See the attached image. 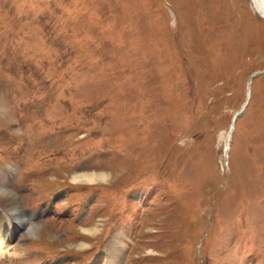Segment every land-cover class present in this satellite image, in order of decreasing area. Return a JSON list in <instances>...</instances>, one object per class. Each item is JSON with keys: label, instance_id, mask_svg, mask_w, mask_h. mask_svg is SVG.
Instances as JSON below:
<instances>
[{"label": "rangeland", "instance_id": "1", "mask_svg": "<svg viewBox=\"0 0 264 264\" xmlns=\"http://www.w3.org/2000/svg\"><path fill=\"white\" fill-rule=\"evenodd\" d=\"M3 173L42 212L0 264H107L115 243L116 264H264V19L249 0H0Z\"/></svg>", "mask_w": 264, "mask_h": 264}, {"label": "bare ground", "instance_id": "2", "mask_svg": "<svg viewBox=\"0 0 264 264\" xmlns=\"http://www.w3.org/2000/svg\"><path fill=\"white\" fill-rule=\"evenodd\" d=\"M250 3L252 5L253 10L259 14L260 17L264 19V0H250ZM97 178L104 179L103 174H89V175H76V177L73 178L74 181H93ZM8 175L5 173L0 174V203L2 204V208L0 210V228L2 230V236L3 238L0 239V255L2 256L6 253L8 244H5L3 242L4 236L6 238L12 237L14 234H17L20 232V230H25V233L31 236L35 235L36 229L33 226H30L28 223L30 220L34 219L36 217L35 213H24L21 209V203L20 198L9 189L7 185ZM8 210H10L8 212ZM8 214V218L2 219V215ZM10 221H13V225ZM93 229V228H92ZM91 229V230H92ZM88 231V233H95L97 229L93 231ZM118 243H122L120 241H117ZM82 245H80L81 247ZM122 246V244H121ZM109 250L108 253L110 255L109 260L107 261V264H116L115 261H120V256L122 249L120 250V253L118 252V246L113 245ZM118 252V253H117ZM115 254L119 256L118 258L111 259V255ZM104 253L101 254L99 257V260L104 257ZM95 264V261L90 263ZM98 264V262L96 263Z\"/></svg>", "mask_w": 264, "mask_h": 264}]
</instances>
